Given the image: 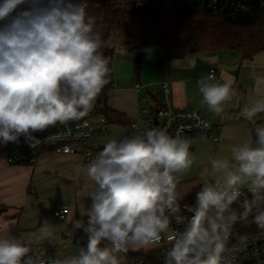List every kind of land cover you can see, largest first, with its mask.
<instances>
[{"label": "clouds", "instance_id": "obj_1", "mask_svg": "<svg viewBox=\"0 0 264 264\" xmlns=\"http://www.w3.org/2000/svg\"><path fill=\"white\" fill-rule=\"evenodd\" d=\"M87 8L88 0H0V142L23 136L34 147V133L83 119L110 83L103 25ZM194 59L184 58L187 66ZM252 79L255 93L239 113L249 122L264 114V73L253 71ZM234 83L218 81L214 71L196 81L208 112L223 117L240 100ZM191 149L180 131L173 136L159 127L107 139L81 170L93 187L72 228L83 231L86 244L75 254L48 257L32 245L52 237L49 227L30 238L6 229L0 264H123L120 254L157 246L165 236L164 264H231L223 253L233 227L251 220L264 229V126L254 124V136L233 144L230 157L201 167L187 218L178 184L196 163Z\"/></svg>", "mask_w": 264, "mask_h": 264}, {"label": "crops", "instance_id": "obj_2", "mask_svg": "<svg viewBox=\"0 0 264 264\" xmlns=\"http://www.w3.org/2000/svg\"><path fill=\"white\" fill-rule=\"evenodd\" d=\"M117 43L120 50L115 54L114 79L107 92L108 110L122 113L134 122L146 107L143 98L154 97V90L161 83L170 82L177 108L203 112L214 125L225 127L220 143L222 148L243 141L249 134L254 136V124L264 126V114L257 115L253 122L239 115L243 103L255 93L253 71L264 73V53L252 60H245L234 51L196 54L183 49L173 51L170 59L161 63L164 49L151 46L144 50L141 71L137 74L141 42L122 37ZM187 55L195 57L191 66H187L188 62L184 60ZM173 61H177L176 66H173ZM213 67L218 70L220 82L232 80L240 92V100L226 106L223 117L214 116L202 105L196 84ZM137 83L144 86L140 92L135 90ZM207 143L210 142L193 139L192 147ZM84 167L79 156L49 152L42 153L34 167L14 166L7 160V144L0 142V231L7 229L30 238L41 227H49L53 232L52 237L33 244V248L45 247L50 250L58 247L61 258L60 253L65 257L77 252L79 247L86 244L87 238L82 230L72 228V221L84 213L90 203L88 198L93 187L82 174ZM178 188L181 195L187 197L199 188V183L181 178ZM66 206L70 207L71 213L65 221H59L53 212ZM79 239L81 244L77 243Z\"/></svg>", "mask_w": 264, "mask_h": 264}, {"label": "built area", "instance_id": "obj_3", "mask_svg": "<svg viewBox=\"0 0 264 264\" xmlns=\"http://www.w3.org/2000/svg\"><path fill=\"white\" fill-rule=\"evenodd\" d=\"M179 1L187 6L205 9L217 16L233 20L251 18L253 15L251 6L246 0ZM142 6L141 2L136 4V7L140 8ZM136 27H138V24L132 30H135ZM119 50V44L116 42V52ZM213 71L217 80L220 81L217 68H211L209 73ZM112 79H114V75ZM109 88L101 92L92 110L83 119L70 121L66 125L57 124L43 132L34 133L33 135L39 139L34 147H31L23 136L17 142L7 143V160L9 164L20 167H34L39 163L42 153L49 152L55 155L79 156L86 166L96 158L107 139L126 137L113 131L117 126L111 125L104 114V111L107 110L106 98ZM143 89L144 86L141 83L135 85L137 92ZM142 101L146 104V107L139 118L132 122V129L136 134H141L145 129L159 127L167 129L169 134L173 136L177 131H180L182 136L191 140L206 137L205 141L215 145L221 143L225 127L214 125L203 112L177 108L174 104L173 88L170 82L161 83L154 90V97H146ZM205 125L207 126L205 127ZM181 202V214L190 218L192 206L185 205L183 200ZM70 213V207H60L54 210L53 216L59 221H65ZM172 227L182 228L183 225H177L173 222ZM232 232L233 235L227 242L223 253L225 262H231V264H264V229L258 228L250 220L248 224L238 223L233 227ZM77 243L81 244L82 241L79 239ZM168 247H170V244L165 236L157 246L149 249H130L127 254L120 255L124 257L123 264H164L163 253ZM34 249L44 252L48 257L59 256L58 247H53L50 250L45 247ZM138 252H143L144 255L140 257H130L128 255Z\"/></svg>", "mask_w": 264, "mask_h": 264}, {"label": "trees", "instance_id": "obj_4", "mask_svg": "<svg viewBox=\"0 0 264 264\" xmlns=\"http://www.w3.org/2000/svg\"><path fill=\"white\" fill-rule=\"evenodd\" d=\"M246 1L253 15L241 20L217 16L179 0H88L87 12L103 25L102 51L110 58L113 77L116 42L122 37L141 42L137 74L141 71L144 50L151 46L164 49L161 63L170 59L173 51L183 49L196 54L234 51L245 60L254 59L264 53V0ZM138 2L143 6L136 7ZM112 77L102 91L112 85ZM104 114L111 125L124 129L126 137L136 135L132 122L124 114L108 109ZM198 190H193L183 203L192 206ZM128 255L140 257L144 254Z\"/></svg>", "mask_w": 264, "mask_h": 264}, {"label": "rangeland", "instance_id": "obj_5", "mask_svg": "<svg viewBox=\"0 0 264 264\" xmlns=\"http://www.w3.org/2000/svg\"><path fill=\"white\" fill-rule=\"evenodd\" d=\"M113 131L118 134L120 133V135H125V131L123 129L115 128L113 129ZM232 146L233 145H227L222 148L221 144L218 146H215L213 143L210 142L207 144H200L198 146H195L194 148L192 147L191 151H193L197 157L196 163H194L191 172L188 174H185L181 178L184 181H188L191 183H195V182L199 183V172L201 171V167H209L210 158H222L226 156L230 157ZM218 149L219 151H217ZM183 197H186V196L184 195ZM75 253L76 252H74V254ZM61 255L62 257H64V255L60 253V256Z\"/></svg>", "mask_w": 264, "mask_h": 264}]
</instances>
